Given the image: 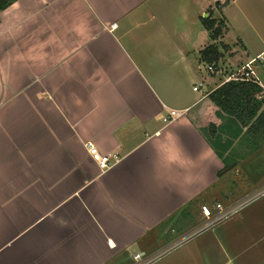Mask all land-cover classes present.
I'll list each match as a JSON object with an SVG mask.
<instances>
[{"label":"crops","instance_id":"1","mask_svg":"<svg viewBox=\"0 0 264 264\" xmlns=\"http://www.w3.org/2000/svg\"><path fill=\"white\" fill-rule=\"evenodd\" d=\"M209 15L224 21L215 40ZM211 43L220 54L231 46L229 65L240 70L264 54V0H15L0 9V264H135L136 253L198 226L209 199L227 206L264 185V171L247 176L252 160L219 154L208 137L228 118L210 93L238 71L225 73L233 69L219 59L226 75H203ZM170 108L189 109L167 123ZM244 135H229L226 151H239ZM87 141L120 161L102 170ZM263 145L246 138L240 148ZM241 211L217 232V254L192 241L182 264H264V194Z\"/></svg>","mask_w":264,"mask_h":264},{"label":"trees","instance_id":"2","mask_svg":"<svg viewBox=\"0 0 264 264\" xmlns=\"http://www.w3.org/2000/svg\"><path fill=\"white\" fill-rule=\"evenodd\" d=\"M15 0H0V9H5ZM218 6H221L220 4ZM202 21L205 27L210 31L213 40L223 34L224 21L220 18H214L211 15L203 17ZM220 51L215 43H211L201 51V59L218 67ZM263 91L262 87L251 80H229L217 87L210 93L211 100L228 115L230 123L226 124L224 129L231 130L228 134V143L234 141L245 129V137H253L251 143L259 146L261 141L259 137L264 138V98L259 95ZM232 122V123H231ZM234 125V126H233ZM221 128V126L219 127ZM218 127L209 125L208 137L213 146L218 150L220 134H217ZM230 136H234L229 139ZM219 154L222 155V153Z\"/></svg>","mask_w":264,"mask_h":264},{"label":"rangeland","instance_id":"3","mask_svg":"<svg viewBox=\"0 0 264 264\" xmlns=\"http://www.w3.org/2000/svg\"><path fill=\"white\" fill-rule=\"evenodd\" d=\"M232 33L233 34L230 35V36H231V39H234V40H231L230 42H231L232 45H234V47H235L234 50H236V49H239V48H238L237 44H235V35H234L235 32L232 31ZM229 40H230V37H229ZM221 50H222V54L220 56L221 61L223 62V64H225L227 69H233V70H228L225 73L230 75V74L234 73L237 70H238L237 72L241 71L240 70L241 66L240 65L238 66V64L236 63L238 60H236L235 63H232V65H229V64H231L230 58L232 56H234L236 51L232 52L233 48L231 46H229V45H223V49H221ZM240 56L241 55H239V57L237 56V58H240V60H242ZM253 56H255V54ZM250 57H252V56H250ZM243 60L245 61L246 59L244 58ZM204 65L206 67H208V62L204 63ZM254 69L256 71L257 76L264 83V60L263 61L258 60L254 64ZM202 74L203 73H201V75ZM203 75L204 76L205 75L209 76V71L206 70ZM217 75L222 77L223 75H226V74H223L222 71L218 70ZM203 88H205V87H203ZM221 119L222 120L217 122L216 126L218 127L217 133H219L220 136H221L220 137L221 145L219 144V149L222 150L223 155H225L226 157H228L230 159H233V158L238 157V156L241 159H244V158L247 157V159L252 160V161H249L248 167H246L248 169L247 170V176L249 178H252V177L256 176L257 174L259 175V173H260L259 176L263 175V171H264V165H263V163H264V150L262 152H260V151L247 152V150L245 148L241 149L240 146L246 144V137L243 136V138H237L238 140L236 139V141H235L236 142L235 144H238L240 150L239 151L230 150V152H227L226 149L229 147L228 134L232 133V131H231L232 129L231 130L224 129L226 124L230 123L228 118H226V119L221 118ZM220 126H221V128H219ZM259 138H260L259 141H261L259 144L263 145L264 144V138H261V137H259ZM247 140H248V142H251V140H253V137L251 138V136H248ZM261 145H259V146H261ZM263 148H264V145H263ZM246 152H247V154H245ZM262 156H263V159H262ZM231 164H233V162H231L230 165ZM233 174L234 173H228L227 174V178H230V176H232ZM244 181L245 180H243L242 183H244ZM240 184H241V182H239V184H237V185H240ZM223 194H222V196L219 197L221 201L226 200L225 197L223 196ZM207 197H208V195H207ZM208 201L209 202H206V203H208L211 206L216 203V201L212 200V199H209ZM223 205H226L225 202H223ZM241 213H242V211L240 213L235 212L233 215H231L227 219H225V220H223V221H221L219 223H216L212 228L206 229L203 232L193 236L188 241H186V242H184L182 244H179L173 250L168 251V253L163 255L161 258L157 259L152 264H166L168 262H169L168 264H182V261H180V257H182V255L186 254L185 253L186 247L189 248L191 245L194 244V242L193 243H191V242L192 241H197V240H199V241L204 240V242H205V244H204L205 246L203 247V253H204L205 257L214 256L215 254L218 253V247L216 245H214V243H213V241L215 240V236L217 235V232L220 230L221 226H224L225 224L231 222L232 220H234V218L236 220L237 216L239 214H241ZM158 234H160V231L158 232ZM168 236H170V235H168ZM172 236H173V234L171 235V238H169L167 241H166V239L163 240V241H165L166 244H164L163 246H160L158 251L166 248L167 247L166 245L170 246L173 242H175V241H173V242L170 241L172 239ZM188 242H190L191 244H188ZM159 245H160V243H159ZM196 249H198V248H196ZM177 256H179V257H177ZM174 257H177V258L172 260Z\"/></svg>","mask_w":264,"mask_h":264},{"label":"built area","instance_id":"4","mask_svg":"<svg viewBox=\"0 0 264 264\" xmlns=\"http://www.w3.org/2000/svg\"><path fill=\"white\" fill-rule=\"evenodd\" d=\"M224 1V0H222ZM256 60L263 61L264 60V54L259 55L257 58H255L252 62L247 63L243 70L236 72L226 78V81L234 79V80H251L256 83H258L263 91L261 92V97L264 96V85L262 82H260L259 79L255 77L254 70L252 68V63ZM205 70L210 72H215L219 69L215 67V64H208V67L205 66ZM202 82H199L194 86V90H199L202 87ZM189 108H183V109H176V108H170L167 112V114L164 116V121L167 123H171L177 119H179L181 116H183ZM85 146L89 153L92 155L93 159L99 164L100 168L102 170H107L111 168L113 165L118 163L121 159V156L118 152H102L99 150V148L92 142L87 141L85 143ZM264 194V185L261 186L258 190H256L252 195H249L241 200H239L236 203L230 204V205H223L221 202H216L214 205H209L208 203L201 204V212L203 214V221L190 230L188 233H186L184 236H182L177 242H174L170 246H167L166 248L148 255L144 256L142 253H136L135 258L138 259L135 264H152L157 259L161 258L163 255L168 253V251L173 250L176 246L179 244H182L183 242L189 240L193 236L203 232L206 229L212 228L216 223H219L231 215H233L235 212L240 210L245 205L249 204L253 200L259 198Z\"/></svg>","mask_w":264,"mask_h":264}]
</instances>
